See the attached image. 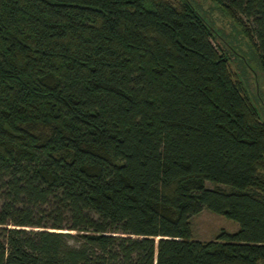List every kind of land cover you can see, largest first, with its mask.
Returning <instances> with one entry per match:
<instances>
[{
	"label": "trees",
	"instance_id": "16d2710c",
	"mask_svg": "<svg viewBox=\"0 0 264 264\" xmlns=\"http://www.w3.org/2000/svg\"><path fill=\"white\" fill-rule=\"evenodd\" d=\"M212 1L264 74V0ZM224 45L188 0H0V264H264V121ZM202 209L237 229L193 239Z\"/></svg>",
	"mask_w": 264,
	"mask_h": 264
},
{
	"label": "rangeland",
	"instance_id": "374dc122",
	"mask_svg": "<svg viewBox=\"0 0 264 264\" xmlns=\"http://www.w3.org/2000/svg\"><path fill=\"white\" fill-rule=\"evenodd\" d=\"M225 40L232 78L241 82L250 102L264 121V74L256 66L252 49L236 22L212 0H188ZM207 187L213 184L205 182ZM235 221L207 209L190 217L191 237L197 240L212 239L220 230L234 232Z\"/></svg>",
	"mask_w": 264,
	"mask_h": 264
}]
</instances>
